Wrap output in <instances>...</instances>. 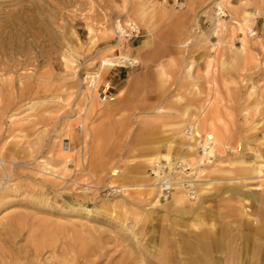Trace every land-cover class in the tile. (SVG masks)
<instances>
[{
	"label": "rangeland",
	"instance_id": "1",
	"mask_svg": "<svg viewBox=\"0 0 264 264\" xmlns=\"http://www.w3.org/2000/svg\"><path fill=\"white\" fill-rule=\"evenodd\" d=\"M129 24L180 47L111 99L110 71L139 66L118 58ZM205 112L220 117L225 147L186 160L204 185L152 206L150 160L179 159ZM0 157V264H255L241 245L264 206L231 188L264 195V0H0ZM112 185L127 190L105 197ZM198 228L237 244L201 259ZM44 241L40 256L25 253Z\"/></svg>",
	"mask_w": 264,
	"mask_h": 264
},
{
	"label": "bare ground",
	"instance_id": "2",
	"mask_svg": "<svg viewBox=\"0 0 264 264\" xmlns=\"http://www.w3.org/2000/svg\"><path fill=\"white\" fill-rule=\"evenodd\" d=\"M118 58L121 59L120 61H128L129 60L130 62H133V60L131 61V59L129 57H127L126 55H124V54H121ZM113 63H116V62L113 60ZM88 86L91 87V84H89ZM95 86H96V81H95L94 86L92 87V90L95 88ZM220 123H222L220 117L219 116H215L212 112L201 113V115H199V117H197V121L193 125H189L186 128L188 130L191 129L192 130L191 131L192 134L190 136V139L188 137L186 138V144H185V146L183 145L182 149L180 150L181 154L179 156V159H182V160L186 161L187 159H194V158H197L196 156H199L201 158V160L203 158H206V160H208V162H212L209 157L214 154V150L217 149V148L223 149L225 147L224 146L225 145L224 144L225 133H224V130L221 127H219ZM186 129H185V134H187L186 133L187 132ZM202 130L206 131L205 135L202 134ZM201 139L204 140L203 146L204 147L208 146V149L205 150L204 155H200L197 152L198 141L201 140ZM209 139H211V141H212L211 143H210ZM183 141H185V138H183ZM166 144H167V148L171 149V147H172L171 140H167ZM155 149L159 151L160 150V145H157ZM231 149H233V148L231 147ZM159 157H162V158H164L166 160H169V154L158 153V155H156V157H154L152 160H150V163H154L155 162L154 160L158 159ZM156 161H159V160H156ZM230 162H231V164L242 163L243 159L241 157L239 159H233ZM262 166H264V163L259 164V167L255 168L254 170H256L258 173H262V172H264L261 169ZM2 167H3V165H2ZM6 171H7V169H6ZM146 177H147V180H148V184H146V185H148L150 187V191L153 193V191L155 189L154 182H153L152 178L149 176V174H147ZM177 178H180V177L178 176ZM231 179L238 181L239 179H242V177L240 178V177H235L234 176ZM202 184L204 185V183H202ZM196 185H197L196 187L199 188L201 183H198ZM203 185H201V186H203ZM259 188L260 187H258V189ZM196 191H197V189H196ZM180 192H182V194L184 196ZM231 192L237 193V194H243L247 198L255 200L257 202V204H260V205L264 206V195L260 194V192H252V191L245 192V191L237 189V188H231ZM196 195H197V192H196ZM186 198H187V195L181 189H177L173 193V200H174L176 205H178V204L182 203L183 201H185ZM150 203H151L152 206H156L159 203V198H155L154 200L150 201ZM83 209H85V208L83 207ZM247 210L248 209H246V212H244L243 216L248 215ZM15 224H16V225H14L15 229H12L11 225H5V228L3 227L4 231L2 232V235L5 237V239H9V240L15 241L16 235H18L19 232H21V227H22L21 225H19L20 224L19 222L15 223ZM198 229L199 230H197V231H193L192 234L196 238V243H194L195 252H197V256H199L201 259L205 258L206 256L208 257V252L209 253L211 252L210 254H213L214 252H217V251L224 252L225 250L227 251V249L232 248V246H236V245H234L235 242H236L234 239L232 240L233 243L230 242V243L224 244L225 243V241H223L224 240L223 239L224 238V234L222 232L220 234L215 233V232H212V233L209 232L208 233L206 231L204 232L203 229H200V228H198ZM249 231H251V233L249 235H245L243 237V242H242V245H241L242 249L244 250L245 255H247V256L251 257V259L257 261L256 262L257 264H264V241H261L260 243H258V240H261V238H262V240H264V218H262V221H261L260 225H257L254 228H251V230H249ZM241 234H242V232H241ZM45 238H46V236H45ZM202 240H205V241L203 242ZM4 242H6V241H4ZM48 243H50V241ZM48 243H46L45 241H44V243H42V242L41 243H37V244H35L33 246V250H32V248L30 250L27 249L25 251V253H27L29 251H32L34 253V255H36L38 257L44 252L45 249H47L48 247L53 245L52 242H51V245L48 244ZM236 244H237V242H236ZM18 249H20V247ZM82 250H83V246H81V248L78 249V251L83 252ZM6 251L8 252V250H6ZM78 251H77V253H78ZM4 253H5V249H3V248L0 249V255L2 254V256H3ZM18 253H20V252H18ZM13 254L15 255V252ZM74 255H77V254L74 253ZM18 256H20V255L18 254ZM15 257L16 256H14L13 258H15ZM74 257H76V256H74ZM207 260H206V263H208ZM38 261L29 260V264H39ZM215 261H219V260H215ZM235 262H236V260H235ZM9 263L11 264V262H9Z\"/></svg>",
	"mask_w": 264,
	"mask_h": 264
},
{
	"label": "built area",
	"instance_id": "3",
	"mask_svg": "<svg viewBox=\"0 0 264 264\" xmlns=\"http://www.w3.org/2000/svg\"><path fill=\"white\" fill-rule=\"evenodd\" d=\"M119 30L121 35L127 37L128 39L137 38L140 36V29L134 24H129L127 29L121 28ZM122 62L127 64L133 63L129 60ZM95 81H97V76L92 75L88 85L91 84V87H93ZM108 90V86L104 87V89L102 90V93L105 97L109 96ZM186 130V136L190 139L192 130ZM209 140L211 143V139ZM203 142V139L198 141V149L200 150L202 155H204L205 150L208 149V146H203ZM148 174L153 179L156 190L158 191L157 194L159 199L169 198L177 189H181L187 196L191 198H194L196 196V184H198L197 173L195 174V168L192 167L187 161H184L182 159H176L174 161H155L150 165ZM178 176L180 178H177ZM126 190L127 187L112 185L103 187L102 193L105 197H112L114 195L123 194Z\"/></svg>",
	"mask_w": 264,
	"mask_h": 264
},
{
	"label": "crops",
	"instance_id": "4",
	"mask_svg": "<svg viewBox=\"0 0 264 264\" xmlns=\"http://www.w3.org/2000/svg\"><path fill=\"white\" fill-rule=\"evenodd\" d=\"M146 33L149 34V31ZM146 33L142 32L141 37L124 40V43L128 44V47L125 50L126 56L137 58L140 67L135 66V68L131 67L130 69L115 68V70L110 71V74L106 79L109 83V87L114 90L113 92H109L110 98H114V93L118 90L122 81L127 80L130 77L136 78L138 72H144L146 70V66H150V64L152 65V63L156 64L159 59L164 57V55H171L172 53L177 52V49L180 47V44H178L179 39L172 34H168L165 37H158L157 34H155L156 36L152 35V37L142 39ZM112 61L113 60L110 62L112 63ZM100 94L101 92H98L99 96H101ZM195 122L196 121H193L191 124H194ZM169 159L171 158L169 157Z\"/></svg>",
	"mask_w": 264,
	"mask_h": 264
}]
</instances>
